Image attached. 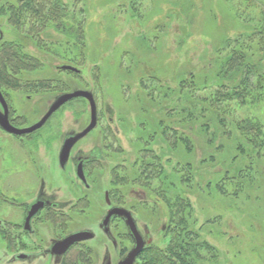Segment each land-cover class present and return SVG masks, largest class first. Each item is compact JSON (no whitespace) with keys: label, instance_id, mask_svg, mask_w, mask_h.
I'll return each mask as SVG.
<instances>
[{"label":"rangeland","instance_id":"obj_1","mask_svg":"<svg viewBox=\"0 0 264 264\" xmlns=\"http://www.w3.org/2000/svg\"><path fill=\"white\" fill-rule=\"evenodd\" d=\"M17 1L2 0L0 7ZM62 1L68 7L69 15L76 17L77 21L83 24L85 46L80 50L84 49V55L83 58L77 59L81 75L59 71L56 67L64 66L60 59L58 60L45 47H38L39 52H37L31 41H27L26 49L43 57L44 63L42 69L29 73L28 78L53 81L54 87L27 91L31 95V100L26 103L21 94L27 92H20V89L9 88L6 83H2L3 87H8L9 96H15L20 105L19 113L24 114L25 121L17 125L25 127L35 122L56 93L74 88L89 89L98 100L99 123L75 148H80L84 152L98 147L101 149L106 141L105 138L110 140L114 135L123 146L126 165L132 159L127 138H132L133 134L127 136L121 128V101H123L121 81H119L121 66L124 67L123 72L125 68H133L134 60L138 58L141 71H146L144 76L148 73L166 72L162 78L171 82L179 71H197L203 64L204 58L213 56L220 45L217 31L213 28L215 24H211L212 21L207 19L206 9H212L221 34L229 37L250 33V26L253 25L252 22L238 19L233 15L234 11L230 7L232 3L229 0H140L137 11L131 10L132 0ZM189 1L193 2L195 7L186 13L183 6L188 7ZM232 1L241 4L239 0ZM235 7L239 12L244 11L243 5ZM50 35L64 37L54 30H50ZM0 36L4 40H22L23 35L8 24L7 13H0ZM182 39L184 41L180 42ZM75 54L79 57L80 51L73 52V55ZM258 57L256 55L254 58L258 59ZM260 65L263 68L260 71L264 70V59ZM141 71L137 72L136 79L131 81L132 91H134L133 87L137 86ZM205 92H208V89ZM202 94L204 92H201ZM25 103L29 108H25L23 112L22 106L24 108ZM108 115L112 121L107 120ZM234 115L238 118L255 117L264 125V91L253 103L237 107ZM87 122V105L78 98L54 114L42 128L31 135L33 137L29 142L26 138L20 139L22 137L10 136L0 131V185L4 193H7L5 190L8 189L7 185H12L9 179V167L14 162L13 155L20 150V152L25 151L28 161H24V164L21 160L17 162L16 167H23L24 171H21L16 179H31L33 173L35 180L31 184H38V179L44 178L46 179L44 190L56 194L61 200L69 199L74 195H84L80 189L75 191L74 184L71 183H77L73 166L69 164L63 171L58 167L57 152L63 137L80 130ZM197 141L198 138L194 136V146L197 153H200V144ZM99 152L101 150L98 154ZM102 152L105 155L104 166L95 167L99 179L93 184L92 190H89V202L80 201L72 207V211L68 204L64 208L68 218L63 217L61 220L62 233L81 228H90L96 233L95 239L85 242L87 247L82 250L85 256L93 259L94 264H100L102 258L107 255L115 260L122 239L113 228L111 236L104 235L98 228L107 209L103 199L104 189L109 187L114 198L116 195H123L126 206L134 205L137 202V195L152 196L150 191L140 186H121V182H113L114 176L121 177V151L115 152L111 144ZM262 153L263 155L256 159L253 179L246 178L232 182L243 187L238 191L239 196L236 199L218 193L214 188L215 181L220 180L218 177L205 174L201 180L202 190L197 193L196 198L192 197L191 201L198 224L210 219L211 222L203 227V235L217 248L218 254L215 259L202 261L199 264H264V151ZM20 162L23 165H20ZM208 181H211L209 186H207ZM225 184L227 190L233 192V184L229 185L227 181ZM32 195L31 193L30 196ZM134 210L141 229L146 225L151 231L153 244L163 246L168 241V237H164L160 232L161 223L168 218L164 204L151 207L149 203ZM10 211H12L10 206H6L4 202L0 203V220L11 223L15 220L18 225L22 210L16 211L12 216L9 214ZM40 230L47 239L58 229L52 222L51 224L47 222L46 227ZM4 242L0 241L2 244ZM87 250H90V253ZM5 258L0 252V261L4 262Z\"/></svg>","mask_w":264,"mask_h":264},{"label":"trees","instance_id":"obj_2","mask_svg":"<svg viewBox=\"0 0 264 264\" xmlns=\"http://www.w3.org/2000/svg\"><path fill=\"white\" fill-rule=\"evenodd\" d=\"M229 1L236 18L253 23L251 32L233 38L221 34L212 9H206L220 45L213 56L204 58L200 70L179 71L168 82L162 78L166 72L144 76L146 71H141L138 58L133 68L123 72L121 66V128L127 136L133 134L127 138L132 159L125 164V151L115 138L122 164L121 177L114 176L113 182L150 191L163 201L168 212L163 233L168 241L161 247L147 245L139 254L138 264H199L215 259L217 248L203 235L204 225L211 221L198 224L192 197L202 190L200 182L205 174H212L220 179L214 183L218 193L236 199L243 187L232 182L253 179L256 159L263 155L264 125L255 117L238 118L234 111L258 100L264 91V70L260 71L264 59V0H239L241 4ZM139 4L140 0H132L131 10L137 11ZM237 5H243L244 11L239 12ZM194 7L189 1L183 9L188 13ZM0 13H7L8 24L23 35L20 41L0 38V85L23 82V72L43 68V57L26 49L29 40L36 50L45 47L62 64L79 68L77 59L84 55V49L80 50L85 46L84 28L81 21L69 15L62 0H18L0 7ZM50 30L64 37H52ZM77 50L79 57L73 55ZM140 71L132 91L131 81ZM71 73L81 75L80 70ZM11 74L15 77L9 79ZM194 136L200 153L194 146ZM226 181L233 184V192L227 190ZM210 184L208 181L207 186Z\"/></svg>","mask_w":264,"mask_h":264},{"label":"flooded vegetation","instance_id":"obj_3","mask_svg":"<svg viewBox=\"0 0 264 264\" xmlns=\"http://www.w3.org/2000/svg\"><path fill=\"white\" fill-rule=\"evenodd\" d=\"M64 66L72 65L64 64ZM56 68L64 73L70 72L69 74H72L71 72H74L63 68V66H57ZM34 71L23 72L22 76L20 77L23 82L7 85L9 86V88L20 89V92L31 91V89L38 90L42 87H44L43 89H46L48 87H54V85H52L53 81L49 82L46 79L38 78L29 79L28 74L33 73ZM14 77L15 76L11 74V76H9L8 78L10 79ZM43 81H47L49 83L45 84ZM7 89L8 87L6 88L5 86L3 87L2 85H0V95L3 99H0V113H4L6 111L9 123L13 127L18 129L29 127L34 123L38 122L59 95L77 90V88H74L56 93L51 102L48 104L45 111L35 122L25 127H19L17 124H22L21 122L25 121L24 114L19 113L20 105L17 103L15 96H9ZM89 91L93 94L95 102L96 125L93 129H91L87 134H85L72 145L69 150L67 159L65 160V162H63V164L60 161V153L66 138L82 131L90 122L91 109L89 102L82 97L67 100L56 111H54L45 121V123L40 127L42 128L50 120V118L53 117L54 114H56L62 107H64L68 103L76 101V99L78 98L82 99L83 102L86 103L88 108V122L80 130L69 133L64 136L57 152L58 167L61 169V171H63L65 170L67 165L71 164L73 166L75 181L77 183H71L74 184L73 187H75V191L80 189L84 193V195H74L69 199L61 200L57 197L56 194H51L44 190V184L46 180L44 178H39L38 184H31L35 180V178H33V173V177L31 179H16V177L21 174V171H24V168L20 165H23L24 161H28V157L26 156L25 151L20 152V150H17V153L13 155L12 158L14 162L9 167V179L11 180L10 182L12 183V185H7L8 189H5L8 194L4 193V190L2 189L3 187L0 185V203L4 202L6 206L11 207L12 211L9 212L11 216L14 215L16 211L20 212L21 210L22 216L18 225L16 224L18 222L15 220H12V223L9 221L3 222L0 220V241H5L3 244L0 243V252L6 257L4 259V262L3 260L0 261V264H94L93 259L91 257H87L82 253V250L87 247V245H85L84 243L89 240H93L96 237V233L92 229L81 228L65 233H62L63 231L61 232V229H63V227H61V220L63 219V217L68 218V213L65 212L64 208L69 204L70 210L72 211V207L80 201L85 203L89 202V190H92L93 184L96 183L99 179L98 172L96 173L95 167L104 166L103 160L105 159V155L103 154L102 150L108 149L110 145L113 144V150L115 152H117V150L121 151V148L116 146V137L114 135L111 137L110 140L105 138L106 141H104L101 149L98 147V149L94 148L90 149L88 152H84L80 148H75L80 141H82L98 126L99 123L98 100L95 98L94 93L91 90ZM21 95L24 96V101L26 103L31 100V95L28 92L27 94ZM2 101H4V104ZM26 103L24 105V108L21 105L23 112L25 111V108H29L28 104ZM107 120L112 121V118L108 115ZM40 128L29 133L15 134L3 130V128L0 126V131L10 136L22 137L20 139L26 138V140L29 142V139L33 137L31 135L38 131ZM114 145L116 148L114 147ZM97 150H101V152H99L98 154ZM106 155H108V152L106 153ZM19 160H21V162L23 163H19V166L22 169L16 167L18 165L17 162ZM16 182L18 184H16ZM31 193L33 194L32 196H30ZM103 199L104 203L107 205V209L98 224V228L104 235L107 236H111L113 228L116 230L118 236L121 235L122 239L117 250L116 259L113 260L110 256L107 255L102 258L100 264H119L121 260L126 257L129 251L136 245V239L131 232L125 215L121 214V212H113L108 218H106L108 213H110L112 209L127 210L129 217L133 221L135 230L138 233L140 239L142 240V243L144 244V249L147 245L153 243V239L150 235L151 231L146 225L141 229L135 217L134 208H142L143 206H147V204L149 203L151 207H156L157 205L164 203L160 198L156 196L152 195L151 197H148L145 194H141L137 195V202L134 205L126 206L124 200L125 197H123V195H116V198H114L109 187L107 189H104ZM69 215H71V212H69ZM47 222H49L50 224L52 222L54 224V227L58 230H56V232H53L52 235L45 239L44 234L41 232L40 229L45 228ZM149 224H151V222ZM166 228L167 219L165 222L161 223L160 232L163 234ZM82 232H87V234L90 236L88 238L75 241L71 243L68 247H66V249L60 251L57 246L58 242L62 241L64 238L72 234ZM124 241H126V243H123ZM87 252L90 253V250H87ZM140 252L137 254L134 264H136V262L139 260Z\"/></svg>","mask_w":264,"mask_h":264},{"label":"water","instance_id":"obj_4","mask_svg":"<svg viewBox=\"0 0 264 264\" xmlns=\"http://www.w3.org/2000/svg\"><path fill=\"white\" fill-rule=\"evenodd\" d=\"M63 68L74 71V72H79V70L77 68L72 67V66H63ZM77 97L85 98L89 102L90 109H91V119H90L89 124L82 131L76 133L75 135H72V136L66 138V140L62 146L61 153H60V161L63 164V162H65V160L67 159L69 150L72 147V145L77 140H79L81 137H83L85 134H87L96 125L95 102H94L93 94L89 90L77 89V90H74L70 93H63V94L59 95L55 99V101L50 105L47 112L43 115V117L38 122L34 123L33 125H31L29 127L23 128V129L15 128L9 123V121L7 119L6 111L4 113H0V126L3 128V130H5L7 132H12L15 134H23V133L32 132V131L40 128L45 123V121L49 118V116L54 111H56L63 103H65L69 99L77 98ZM0 99L3 100L1 98V95H0ZM2 102L4 104V101H2ZM113 212H115V213L121 212V214L125 215V217L127 219V223L131 229V232L136 239V245L129 251V253L126 255V257L123 260H121V262L119 264H134L136 256L141 250H143L144 244L142 243V240L140 239V237L138 236V233L135 230L133 221L128 215V211L124 210V209H112L110 211V213H108L106 218H108L111 215V213H113ZM89 236L90 235H88L87 232L86 233L85 232L75 233V234H72V235L64 238L62 241L58 242L57 246L60 249V251H63L71 243H73L75 241H79L81 239L88 238Z\"/></svg>","mask_w":264,"mask_h":264}]
</instances>
